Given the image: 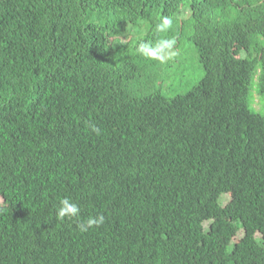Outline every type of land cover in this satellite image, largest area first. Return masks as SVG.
<instances>
[{"label":"trees","instance_id":"1","mask_svg":"<svg viewBox=\"0 0 264 264\" xmlns=\"http://www.w3.org/2000/svg\"><path fill=\"white\" fill-rule=\"evenodd\" d=\"M162 37L172 60L136 52ZM255 79L264 0H0V264H264Z\"/></svg>","mask_w":264,"mask_h":264},{"label":"clouds","instance_id":"2","mask_svg":"<svg viewBox=\"0 0 264 264\" xmlns=\"http://www.w3.org/2000/svg\"><path fill=\"white\" fill-rule=\"evenodd\" d=\"M173 26V18L170 16H162L160 22L156 25V31L159 33H167ZM176 39L162 37L152 40H142L139 42L136 52L142 57L157 61L160 64L172 60L177 54L175 49ZM90 130L95 135L101 134V129L95 125H90ZM80 207L70 197L65 196L59 198L58 204L54 208V218L58 221L65 219L74 220L76 229L83 233L89 229L98 228L105 222V217L102 213L89 215L86 219H80Z\"/></svg>","mask_w":264,"mask_h":264},{"label":"rangeland","instance_id":"3","mask_svg":"<svg viewBox=\"0 0 264 264\" xmlns=\"http://www.w3.org/2000/svg\"><path fill=\"white\" fill-rule=\"evenodd\" d=\"M179 48L183 52V49L188 48V44L183 42L179 46ZM185 53H187V50L185 51ZM184 56H188V55H184ZM183 68H184V70L182 71V74L184 76V79L187 81V85L183 88H180L181 92L186 90L187 88H189V86H191L193 84V82H196L199 79H201V77L203 75V71L200 68L199 63L197 62V59H195V58H191V57L187 58L185 61V64L183 65ZM256 84H257V80L255 79L253 84H252V89L250 92L251 96L252 95H253V97L257 96L253 102V107L255 108L254 110L256 112L264 114V97H261L257 94ZM175 94H177V92L170 93L167 96L171 97Z\"/></svg>","mask_w":264,"mask_h":264}]
</instances>
